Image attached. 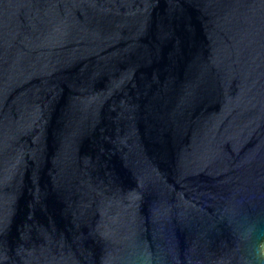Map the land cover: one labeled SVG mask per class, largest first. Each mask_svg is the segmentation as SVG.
<instances>
[{"label":"water","instance_id":"1","mask_svg":"<svg viewBox=\"0 0 264 264\" xmlns=\"http://www.w3.org/2000/svg\"><path fill=\"white\" fill-rule=\"evenodd\" d=\"M0 264H264V0H0Z\"/></svg>","mask_w":264,"mask_h":264}]
</instances>
